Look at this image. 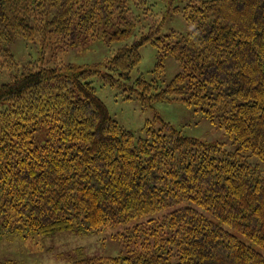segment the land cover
Returning a JSON list of instances; mask_svg holds the SVG:
<instances>
[{
    "label": "trees",
    "instance_id": "obj_1",
    "mask_svg": "<svg viewBox=\"0 0 264 264\" xmlns=\"http://www.w3.org/2000/svg\"><path fill=\"white\" fill-rule=\"evenodd\" d=\"M129 1L0 0V55L8 59L17 38L66 50L133 37L93 66L19 73L12 64L0 85V233L89 235L186 203L113 236L128 238L124 254L79 253L66 264H264V0H163L190 26L163 36L157 24L133 36ZM145 45L157 52V75L165 57L179 65L165 86L142 76L127 82ZM93 77L120 83L145 106L194 107L236 147L185 136L157 115L135 137L110 116Z\"/></svg>",
    "mask_w": 264,
    "mask_h": 264
},
{
    "label": "rangeland",
    "instance_id": "obj_2",
    "mask_svg": "<svg viewBox=\"0 0 264 264\" xmlns=\"http://www.w3.org/2000/svg\"><path fill=\"white\" fill-rule=\"evenodd\" d=\"M186 2V0L184 1ZM167 1L163 0H131L128 3L129 19H134L136 26L133 36L147 31L152 24H157L159 36L173 33L185 35L189 24L180 13H168ZM133 38V37H132ZM114 42L105 44L100 39H94L83 45L66 50H51L42 47L39 37L33 39L17 38L7 45L12 59L0 55V85L10 80L12 64L17 66V72L33 69L43 65L53 66L58 63L93 66L103 62L113 55L115 50L132 41ZM140 62L131 72L130 82L142 76L147 81H156L165 86L176 73L179 72L178 63L171 57L164 58L163 72L160 75L154 72L157 63V52L150 46L140 48ZM96 90V95L106 106L110 116L124 129L130 131L135 137H143V128L146 121L152 122L157 115L160 120L169 123L173 128L181 131L185 136L203 142L222 143L225 150L233 151L236 145L226 135L225 131L204 117L200 110L187 107L183 103L172 100L169 102H152L149 106L143 105L136 96L126 98L120 83L110 87L103 85L99 77L90 79ZM133 95V94H132ZM154 128L160 127L157 120ZM37 142L44 141V136L38 135ZM257 159H252L255 163ZM184 204L168 207L154 215L133 219L131 222L115 227H106L98 233L89 235H76L72 232H58L52 236H35L27 240L16 234L0 233V264H66L78 256L79 253L87 257H114L124 254L128 249V238H114L126 228L144 223L149 219L160 220L162 216ZM207 218H214L204 209L196 207ZM232 232L231 230H229ZM239 239L243 240L239 236ZM264 255V251L261 250Z\"/></svg>",
    "mask_w": 264,
    "mask_h": 264
}]
</instances>
